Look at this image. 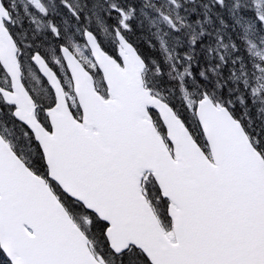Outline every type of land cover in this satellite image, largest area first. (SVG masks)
<instances>
[{"label":"snow or ice","instance_id":"1","mask_svg":"<svg viewBox=\"0 0 264 264\" xmlns=\"http://www.w3.org/2000/svg\"><path fill=\"white\" fill-rule=\"evenodd\" d=\"M0 264H264V0H0Z\"/></svg>","mask_w":264,"mask_h":264},{"label":"trees","instance_id":"2","mask_svg":"<svg viewBox=\"0 0 264 264\" xmlns=\"http://www.w3.org/2000/svg\"><path fill=\"white\" fill-rule=\"evenodd\" d=\"M133 3H136L138 4L139 3V0H132ZM220 10V9H218ZM225 11V16L226 18L227 17V14H226V10ZM229 22L231 23V21L229 20ZM137 36H143L145 37L146 39L148 40H151L152 43L156 44L158 43L150 34V30H149V26L147 24V22L144 23V26L142 28H137ZM134 39H136V37H134ZM141 49L148 55H151V56H154V57H160L162 54L158 51V50H153L151 48L148 47V44L145 42L144 39H140L138 41ZM166 79V78H165Z\"/></svg>","mask_w":264,"mask_h":264},{"label":"rangeland","instance_id":"3","mask_svg":"<svg viewBox=\"0 0 264 264\" xmlns=\"http://www.w3.org/2000/svg\"><path fill=\"white\" fill-rule=\"evenodd\" d=\"M139 2H140V0H139ZM228 2L233 3V2H235V0H228Z\"/></svg>","mask_w":264,"mask_h":264}]
</instances>
